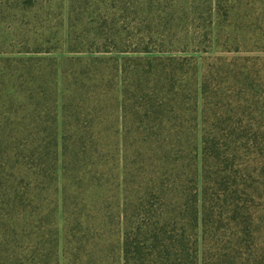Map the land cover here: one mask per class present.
I'll return each instance as SVG.
<instances>
[{
	"label": "trees",
	"instance_id": "trees-1",
	"mask_svg": "<svg viewBox=\"0 0 264 264\" xmlns=\"http://www.w3.org/2000/svg\"><path fill=\"white\" fill-rule=\"evenodd\" d=\"M0 264H264V0H0Z\"/></svg>",
	"mask_w": 264,
	"mask_h": 264
},
{
	"label": "rangeland",
	"instance_id": "rangeland-1",
	"mask_svg": "<svg viewBox=\"0 0 264 264\" xmlns=\"http://www.w3.org/2000/svg\"><path fill=\"white\" fill-rule=\"evenodd\" d=\"M7 33L3 30V28L0 27V39L1 37L5 38Z\"/></svg>",
	"mask_w": 264,
	"mask_h": 264
}]
</instances>
